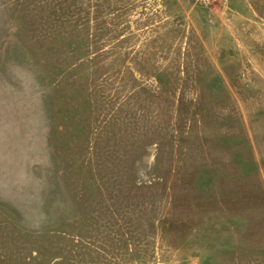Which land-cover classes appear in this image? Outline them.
<instances>
[{"label":"rangeland","instance_id":"1","mask_svg":"<svg viewBox=\"0 0 264 264\" xmlns=\"http://www.w3.org/2000/svg\"><path fill=\"white\" fill-rule=\"evenodd\" d=\"M0 264H264V0H0Z\"/></svg>","mask_w":264,"mask_h":264},{"label":"built area","instance_id":"2","mask_svg":"<svg viewBox=\"0 0 264 264\" xmlns=\"http://www.w3.org/2000/svg\"><path fill=\"white\" fill-rule=\"evenodd\" d=\"M207 2H209L210 0H206Z\"/></svg>","mask_w":264,"mask_h":264}]
</instances>
